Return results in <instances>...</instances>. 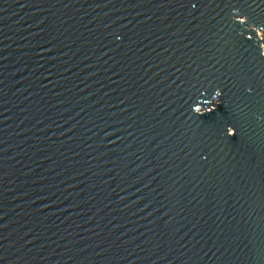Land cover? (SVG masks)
Listing matches in <instances>:
<instances>
[{
	"label": "water",
	"instance_id": "1",
	"mask_svg": "<svg viewBox=\"0 0 264 264\" xmlns=\"http://www.w3.org/2000/svg\"><path fill=\"white\" fill-rule=\"evenodd\" d=\"M0 264H264V0H0Z\"/></svg>",
	"mask_w": 264,
	"mask_h": 264
},
{
	"label": "clouds",
	"instance_id": "2",
	"mask_svg": "<svg viewBox=\"0 0 264 264\" xmlns=\"http://www.w3.org/2000/svg\"><path fill=\"white\" fill-rule=\"evenodd\" d=\"M215 95H216V97H219V96L221 95V93H220L219 91H217V92L215 93ZM228 135H229V136H233V135H235L234 129L229 128V129H228Z\"/></svg>",
	"mask_w": 264,
	"mask_h": 264
}]
</instances>
